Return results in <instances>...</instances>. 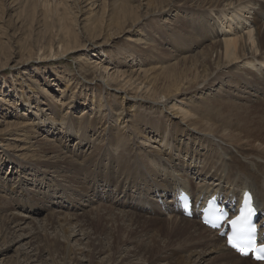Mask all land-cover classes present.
Masks as SVG:
<instances>
[{"label": "rangeland", "instance_id": "rangeland-1", "mask_svg": "<svg viewBox=\"0 0 264 264\" xmlns=\"http://www.w3.org/2000/svg\"><path fill=\"white\" fill-rule=\"evenodd\" d=\"M171 1L0 0V264L219 263L212 251L199 254V248L193 253L182 246L179 238L167 242L160 229L163 221L170 217L164 207L162 216L137 213L146 218L155 217L158 220L156 223L151 220L145 222L144 219H140V223H132L130 216L122 217L120 212L129 209L114 204L115 195L119 196L121 191L106 187V183L97 182L96 186L102 195L110 192L107 201H92L101 196L97 193L94 197L92 189H87L84 196L78 194L74 197L71 194L76 190L75 180L82 187L91 182L83 173L80 176L74 173L79 177L71 176L72 160L85 162L98 145L112 147L107 144L108 137L116 136L120 129V123L110 119L112 116H126L132 122L129 123L131 127L138 126L136 130H125L132 133L138 142L139 145H132L134 148L140 146L144 136L155 133L154 120L164 122L168 131H177L179 140L175 143L198 148V138L206 136L205 131L199 129L202 128L201 122L211 125L207 117L200 113L203 112L199 111L200 105L219 99L246 106V99L242 97L248 95L246 85L227 90V75L222 85L216 82L206 89L192 86L196 85L193 82L194 72H201L199 57L212 46V41L199 42L196 31L190 25V21L195 23L203 16L202 12H206L201 6L205 0ZM185 11L190 13L187 15ZM184 21L188 26L185 30L181 26ZM246 31L243 29L241 33ZM188 33L197 39H185ZM152 89L178 92L167 99L164 94H155ZM28 97L30 103L27 104L24 101ZM162 102L166 104H160ZM214 109L223 108L218 105ZM175 110L178 113H174ZM55 112L60 113L56 120L59 124L54 122L50 125L42 119L43 113L51 117ZM99 114L109 117L110 120L104 119L100 125L110 130L103 131L102 127L93 124L81 129L78 134L73 132L72 137H63L65 128L61 126L60 116H65L67 123L79 125L80 120L89 124L88 121H94ZM260 115L263 113L259 112ZM24 123H33L37 132L25 134L29 127L24 128ZM45 125L54 130L49 132ZM39 139L50 140L47 145L53 146V151L63 153L58 156L59 152L39 145ZM158 143L151 146L142 144L141 147H147L151 154L160 151L161 156H155L154 161L165 162L164 158L168 156L167 150L164 151L166 147ZM181 157L188 162L187 156ZM103 159L104 165L103 162L97 164H102L98 166L105 169L108 159L106 156ZM193 165L203 166L199 162ZM162 175L167 177L168 174L163 172ZM202 179L193 177L195 187L207 182ZM153 180L150 177L152 183ZM26 192L35 194L41 201L33 196V202L25 201L23 196ZM9 203L10 206L6 207ZM17 203L20 205L15 210ZM28 203H32V211L25 207L29 206ZM101 204L112 208V211H104L105 233L93 228L91 221L95 217L94 208ZM36 206L43 207L42 211ZM14 211L22 212L24 216L10 219ZM66 215L71 216L68 219L72 223L62 224H66V228H74L76 232L65 238L62 237L59 222ZM117 215L125 222L115 219ZM122 224L135 232L127 242L112 237L114 227ZM151 236L161 247L155 250L157 255L148 258L149 254L138 253L136 247L143 240L150 243L153 240ZM45 238H48L49 246ZM95 239L94 245L90 241ZM55 242L65 247L66 254L54 249L52 244ZM96 246L97 249H94ZM160 248H164L162 253ZM161 257L163 259L159 260Z\"/></svg>", "mask_w": 264, "mask_h": 264}, {"label": "bare ground", "instance_id": "bare-ground-1", "mask_svg": "<svg viewBox=\"0 0 264 264\" xmlns=\"http://www.w3.org/2000/svg\"><path fill=\"white\" fill-rule=\"evenodd\" d=\"M143 1L144 0H140V3ZM172 1L170 3H172ZM48 4L50 5V3ZM201 4L203 10L206 12H202L203 16L199 17L195 23L194 21H190V25L193 31H196L195 33L199 38V42L212 41V46L207 48L208 51L204 50L200 55L199 66L201 72L199 74L194 72L195 76L193 82H196V85L192 86L206 89L209 86H213L216 82L222 85V83H224L223 79L225 75H227L226 77L229 78V84H227L226 87L227 90L230 91L234 88L239 89L242 84L246 85V93L248 95L242 96L246 99V103L243 102L246 106L239 103L233 105L230 103L232 101L228 102L219 99L212 100L209 104L205 103L204 106L200 105L199 111H203L200 113L204 114V117H207V122H210L211 125L209 124L210 126H208L206 122H201L202 128L199 129L205 131L204 134H206V136L198 138V148H193L191 145L182 147L180 144L175 143L176 140H179L177 131H168L165 123L161 122V124L158 120H154L155 133L152 136L149 135V137H147L148 135L144 136V139H141L140 146L134 148V146H132L133 144H139L135 140L133 134L126 133L125 130L130 128L131 130H136L138 126L131 127L129 123L132 122H130V118L126 116L122 117V115H118L116 118L112 116L110 119H114L117 124L118 122L120 123V129H118L117 135H110L108 137L107 144L112 147L107 148L105 145L97 144L98 146L94 147L92 154L88 155L86 157L87 159L85 158V162L81 163L79 160V162L76 163L77 160H72L71 171L73 175L71 176L79 177L80 174L83 173V176L91 182L82 187L80 186V182L75 180L74 182L77 183L76 190L72 191L71 194L74 197L78 196V194L84 196L83 193L87 192V189H92L95 195L92 194L95 197L96 194L99 193V188L96 186L97 182L106 183V187H113L121 191L119 196L115 195V199L113 200L114 204L116 203L115 206L129 209H124L120 212L123 213L122 217L130 216L129 220L132 221V223L137 221L140 223V219H144L145 222H150L151 220L156 223L158 220L155 219V217L147 216L149 218H146L137 213H144L145 215L159 214L162 216L163 210L160 205L164 203L166 204L165 211L169 212L168 215H170V217L163 221L160 229L163 235L167 237V242L171 243L175 241V238H179L183 245L180 244L188 251L196 252L199 248H201L200 253L198 252L199 254H203L204 251H208L207 253L212 251L215 253L214 256H216V261L219 262L218 264H264V262H256L251 258L240 256L228 246L225 237H223L219 231L207 227L201 218L202 215L208 211L209 206L206 200H217L221 206H228L233 214L239 207L245 206V195L250 194L254 197V202L250 201V204L256 205L257 212L262 215V221H264V22H262L264 19V0H205ZM45 5H47V3ZM47 7L49 8L50 6L47 5ZM185 12L187 15L190 13L189 11ZM209 22H213V24H209ZM181 26L183 30L188 28L185 21L181 22ZM240 26L241 30H239ZM243 29L247 31L241 33ZM185 39L197 38L193 37L191 33H188ZM224 69L227 70L225 71ZM177 70L175 69V71ZM187 72L189 73V70ZM148 89H150V87H148ZM152 90H154L155 94H164L166 98H170L172 93L178 92L170 90ZM24 102L27 104L30 103L29 97L25 99ZM160 104H166V102ZM100 105L104 107V105ZM218 105H221L223 109L215 110V106ZM101 107L98 108L101 109ZM259 112H262L263 115L258 116ZM174 113H178V111L175 110ZM36 114L38 113L36 112ZM59 114L60 113L55 112V114L50 117L43 113L42 119L48 121L50 125L52 123L54 124V122L59 124L56 121ZM136 114L141 117L139 113ZM255 115H257L258 118H256ZM98 116L100 117L97 119ZM98 116L94 118V121H88L89 124L86 122L83 123V121L80 120L79 125H72L71 122L67 123V118L65 116H60L61 126L65 128V131L63 130V133L65 132L63 137H72L74 136L73 132L78 134V132H81V129H87L93 124L101 128L102 126L100 124H102V122L104 123V119L110 120L109 117H106V114L103 116L99 114ZM22 125L24 128L29 127V129L25 131V134L31 135L37 132L33 123H24ZM46 127L49 132L54 130L52 127ZM90 129L97 130L93 128ZM107 129L109 128H106V126L102 127L103 131ZM192 129L195 130L193 127ZM223 132L226 133L224 134L225 136ZM76 136L78 137L79 135ZM215 140L221 141V143H216ZM48 141L50 140L47 139L43 141L39 139L38 142L39 145L45 146L53 151L54 147L47 145L46 142ZM156 142H159L161 145L164 144L166 147L164 151L167 150L166 153L168 156H165V162L159 159L154 161V157L158 155L161 156L160 154L162 153L157 151V154H151V152H149L150 150L145 147L151 146L152 143ZM256 142L259 144L256 145ZM142 144L145 146L141 147ZM55 151L59 152L58 156L63 153H60V150ZM182 155L188 157L186 160L189 159V163L185 162L181 157ZM103 156H106L108 159L105 169L98 166L102 164H97L103 162L104 165ZM193 160H195L196 163L199 162L203 164V166L193 165L196 164L195 162H191ZM161 171L162 173H167V177H164L165 175L163 176ZM74 173L79 174V176L74 175ZM191 175L193 177L197 176L198 179L203 178L202 181L207 182L203 183L201 187H195V182ZM150 177L154 179L153 183L150 181ZM126 189L127 191L124 197H122ZM130 189L132 191L135 190V192L130 191ZM107 193L108 194L104 195L99 193L101 196H96L98 199L96 200L93 198L92 201H107L110 192L108 191ZM183 193L190 195L192 204L191 212L193 213L191 217L184 205L185 201L182 198ZM159 194H163V196ZM32 196L36 198L35 194L31 195L26 192L23 198H26L25 201L33 202L31 199ZM156 197L157 200H155ZM23 198H21L20 201H22ZM36 199L41 201L39 198ZM160 199L165 200V202L160 204ZM18 203L15 205V210L18 205H20ZM28 204L29 206L27 205L25 207H28L27 209L32 211V203ZM9 206L10 203L6 207ZM36 208L42 211L41 209L43 207L36 206ZM105 210L112 211V208H105L102 204L94 208L95 217L91 220L93 228L100 229V233H105L107 230V226L103 225L106 217L104 213ZM199 214L200 218L197 216ZM120 215H117L115 219L125 222V219L120 218ZM10 216H12L10 219H15L16 216L23 217L24 215L22 212L14 211ZM68 218H71V216L67 217L66 215L64 220L62 219V221L59 222L60 230L63 233L62 237L65 238L76 232L74 228L69 229L70 227L66 228V224H62V222L72 223ZM82 226H80V230L84 232ZM124 226L125 225L122 224L114 227L112 232L114 240L127 242L133 238L135 232L129 228H124ZM262 230L264 233V222L262 224ZM95 232L98 231L95 230ZM122 236H125V238ZM151 237H153V240L150 243L143 240L141 242L142 244L136 247L139 249L137 252L142 251L145 253V256L149 254V256H147L148 258L157 255L158 251L155 250H159V247H161L160 244L158 245V241L154 236ZM57 238L60 241V237ZM96 241L97 239L91 240L90 242H94L95 245ZM46 245H50L48 238L46 239ZM52 245H54L55 250H59L61 253L66 254L65 247L63 248L60 242H55ZM91 246H93V244ZM97 247L98 246L94 247V249H97ZM161 250H164V248H160V251ZM164 257V259H167L166 255H164ZM145 259L147 258L145 257ZM161 259H163V257L159 258V260Z\"/></svg>", "mask_w": 264, "mask_h": 264}, {"label": "snow or ice", "instance_id": "snow-or-ice-1", "mask_svg": "<svg viewBox=\"0 0 264 264\" xmlns=\"http://www.w3.org/2000/svg\"><path fill=\"white\" fill-rule=\"evenodd\" d=\"M245 201L250 202V197L246 194ZM248 214H251V209L249 208ZM233 225V233L228 238V244L237 249L241 255H247L249 251H256V259L264 260V247L259 249H253V241L255 239L254 232L255 229L247 225L246 216L242 214L237 219L231 221Z\"/></svg>", "mask_w": 264, "mask_h": 264}]
</instances>
